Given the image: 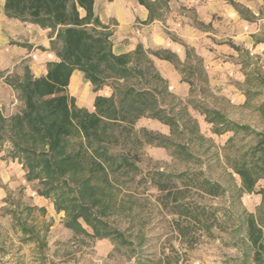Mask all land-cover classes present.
<instances>
[{
    "label": "rangeland",
    "instance_id": "374dc122",
    "mask_svg": "<svg viewBox=\"0 0 264 264\" xmlns=\"http://www.w3.org/2000/svg\"><path fill=\"white\" fill-rule=\"evenodd\" d=\"M161 5H165L163 0ZM260 8L258 19L262 21L256 36L264 42V0ZM185 11L184 19L180 17L184 14L182 9L177 8L176 17L164 11L166 15L158 26L163 36L186 45L180 46V56L183 57L185 48L191 51L186 66L197 70L193 78L188 72L184 77L194 83L190 95L183 100L177 95L174 101L163 92L162 83L135 79L124 83L139 90L155 91L159 106L177 119L180 129L171 131L158 120L141 118L134 133L122 137L120 144L112 147L116 154H137L140 162L136 163L137 172H110L117 209L102 219L112 233L110 238L95 239L68 229L66 214L57 212L52 199L39 196L38 183L27 182L22 166L8 158L11 151L8 132L0 135L3 138L0 141V264H157L167 256L179 258L180 264H255L246 221L249 215L259 223L264 221V174L254 193H246L232 166L243 161L262 164L264 113L260 108L264 104V50L244 47L252 41L253 30L239 17L214 16L211 26H202L192 10ZM172 20L182 23L177 32L172 31ZM33 33L29 23L6 18L0 0V36L4 40L0 43V112L8 123L24 109L20 93L10 83L22 80L28 68V65L9 68V61L19 57L9 47L26 45ZM231 43L241 51L232 49ZM60 47L56 42L52 48ZM165 81L169 87V81ZM101 90L102 94L107 90L113 93L109 86ZM90 93L93 95L92 89ZM76 104L80 105L77 99ZM194 106L217 110L227 120L250 131L217 135L213 125ZM151 122H156L158 128H152ZM194 124L199 127L198 134L191 131ZM144 131L169 138L171 144L162 145V139L150 144ZM155 172L173 176L179 185V176L201 172L203 179L222 187L223 192L217 197L200 198L194 191L190 195L198 205L212 210L216 220L212 235L199 233L198 242L191 250L178 239L171 226L174 217L163 209L159 201L162 194L147 177ZM80 222L85 231L93 234L91 228ZM24 227L33 235L32 239L23 234Z\"/></svg>",
    "mask_w": 264,
    "mask_h": 264
},
{
    "label": "trees",
    "instance_id": "16d2710c",
    "mask_svg": "<svg viewBox=\"0 0 264 264\" xmlns=\"http://www.w3.org/2000/svg\"><path fill=\"white\" fill-rule=\"evenodd\" d=\"M95 1H5L3 10L7 18L51 29L53 34L56 33L52 47L56 42H60L61 47L57 50L59 61L47 65L44 77L35 78L27 68L22 80L10 83L20 93L24 109L11 117L9 123L0 112V135L8 132L11 145L8 158L22 165L27 182L38 183L39 196L52 199L57 212L66 214L65 226L74 232L102 240L112 236L102 219L117 209L110 172H137L136 163L140 162L137 154H116L112 152V147L118 146L122 137L132 135L135 124L141 118L158 120L171 131L180 129L177 119L167 115L166 110L159 106L155 91L139 90L124 83L131 79L149 84L162 83L163 92L174 100L176 98L156 71L150 55L169 61L178 70L184 71L180 69L181 63L176 56L166 51L147 52L138 46L133 54L116 55L109 27L95 15ZM137 1L150 12L151 21L161 18L158 15L162 6L160 2ZM163 1L167 5L169 0ZM233 5L241 17L250 21V16H244L239 6ZM20 46L31 48L28 45ZM231 47L240 51L234 45ZM191 56V51L187 50V59ZM188 69L191 76L197 70L196 67ZM75 71L83 73L95 92L106 86L113 89L110 97L96 98L94 112L77 107L75 99L69 94ZM201 71L204 74V70ZM206 82L208 84L207 79ZM189 83L194 86L193 82ZM194 109L205 115L207 123L213 125L217 135L250 131L246 126L227 120L217 110L201 109L200 106H194ZM260 109L264 113V104ZM191 131L198 134V125L194 124ZM143 133L150 144L161 139L162 145L167 142L171 144L169 138L156 137L148 131ZM2 139L0 136V141ZM261 148L264 152V138ZM181 149L186 152L185 147ZM260 162L262 164L243 161L232 166L242 181L243 192L254 193L261 174H264V156ZM147 177L162 194L159 201L163 209L174 217L171 226L181 243L191 250L198 242L199 233L212 235L211 230L216 223L214 212L198 205L190 199V195L194 191L200 198L217 197L223 192L218 183L203 179L201 172L179 176L181 186L173 176L163 172H155ZM81 220L92 229L93 234L84 230ZM246 222L253 261L264 264V221L260 224L253 215H249ZM22 231L28 239H32L29 230L24 227ZM157 264H180V260L167 256Z\"/></svg>",
    "mask_w": 264,
    "mask_h": 264
},
{
    "label": "crops",
    "instance_id": "0c3cea01",
    "mask_svg": "<svg viewBox=\"0 0 264 264\" xmlns=\"http://www.w3.org/2000/svg\"><path fill=\"white\" fill-rule=\"evenodd\" d=\"M1 1L2 8H4L6 0ZM152 1L161 3L162 0ZM233 3L239 6L240 10L244 12V16H250V21L241 17ZM261 5L262 0H169L167 5L161 6V9L158 11V15H161V18H154L151 21L150 12L146 7L140 5L137 0H113L112 2L108 0H96L94 12L100 21L109 27V31L112 33L111 41L113 43V50L116 55L133 54L138 46H142L144 50L145 48L151 49L152 51L150 52L166 51L175 55L181 63L180 69L184 72L178 70L169 61L159 59L153 55H150V58L155 68L159 70L160 76L169 81V92L174 97L179 95L183 100L190 95L194 87L189 83L192 82L191 79L188 81L184 79L187 72L190 73V71L186 66V48L182 57L180 56V46L182 45L185 47L186 45L178 40L169 39L161 33V28H159L158 23L162 22V19L166 15H164V11L176 17L178 16L176 13L177 8L182 9L184 14L180 15V17L184 19L187 15L185 10H192L202 26H211L214 16L228 14L229 16L239 17L243 22L250 24L251 27H249V29L253 30L250 33L251 37H253L252 41L246 43L244 47L250 50H264V42L259 40L258 36H256L262 21V19H258L261 14ZM171 22L173 25L172 31L177 32L179 28L181 29L182 23H177L178 20H172ZM29 25L34 32L33 34H35L26 42V45L31 48L22 46L9 47V51L19 55V57L15 61H9V59H7L6 62L9 61V63H11L9 64L11 70L18 68L19 65H28L32 75L35 78H41L47 74V65L49 63L59 61L57 50L52 48V42L56 41V33L53 34L51 29H42L37 25ZM187 26L191 28L190 25ZM3 42L4 40L0 36V43ZM59 45H61L60 42ZM231 45L236 46L233 43H231ZM236 47L241 51L238 46ZM10 73L11 71L8 72V74ZM191 77L193 78L194 75ZM208 83L210 85L209 81ZM90 89H92L93 95H91ZM101 92L102 90L97 92L94 91V87L85 79L83 73L79 71L73 73L69 85V94L75 101L76 99L79 101L80 105L78 106L76 104L77 107L86 109L89 112H94L96 98L98 96L110 97L112 94L108 90L104 94ZM151 125L152 128H158L156 122H151Z\"/></svg>",
    "mask_w": 264,
    "mask_h": 264
}]
</instances>
